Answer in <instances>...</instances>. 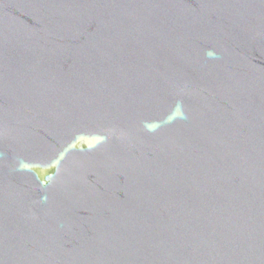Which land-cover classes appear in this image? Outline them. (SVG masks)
<instances>
[{"label": "water", "instance_id": "1", "mask_svg": "<svg viewBox=\"0 0 264 264\" xmlns=\"http://www.w3.org/2000/svg\"><path fill=\"white\" fill-rule=\"evenodd\" d=\"M0 264H264V0H0Z\"/></svg>", "mask_w": 264, "mask_h": 264}]
</instances>
